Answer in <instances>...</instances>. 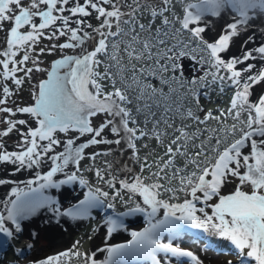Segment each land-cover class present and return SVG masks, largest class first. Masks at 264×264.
<instances>
[{"label": "snow or ice", "instance_id": "snow-or-ice-1", "mask_svg": "<svg viewBox=\"0 0 264 264\" xmlns=\"http://www.w3.org/2000/svg\"><path fill=\"white\" fill-rule=\"evenodd\" d=\"M261 18L264 0H0V165L20 172L51 161L0 201V248L18 242L21 222L43 209L81 221L119 201L131 206L103 218L108 237L125 216L143 214L147 227L97 249L103 260L69 250L28 264L70 256L83 264H203L171 242L184 226L229 241L233 258L223 264H264V63H252L264 62V42L250 46L249 34L240 55H222ZM197 52L208 69L186 79L181 61ZM48 56L59 58L46 66ZM26 84L31 101L17 102ZM210 84L232 90L226 109H204L201 89ZM13 133L18 150L9 151L4 138ZM58 173L64 178L54 179ZM70 185L87 191L67 208L44 192ZM31 247L16 249L17 259Z\"/></svg>", "mask_w": 264, "mask_h": 264}, {"label": "rangeland", "instance_id": "rangeland-1", "mask_svg": "<svg viewBox=\"0 0 264 264\" xmlns=\"http://www.w3.org/2000/svg\"><path fill=\"white\" fill-rule=\"evenodd\" d=\"M256 24L260 26L257 27ZM262 27L264 28V18L257 19L254 22V27L250 29L252 30L255 28L259 30L260 33L262 31ZM249 34H253L255 36V40L253 41V44L250 46H258L260 45L261 42H264V33H261L258 37H256L255 31H251L249 32ZM247 36L248 33L246 35V32L242 31L239 37L234 38V43L230 47L229 51L222 55L225 56H232L233 54L237 56L240 55V51H241V50L239 51L240 41L246 39ZM44 43H47V41H45ZM0 45H2V34H0ZM65 54H72V51L69 50ZM192 55L197 56V59H191V57H188V58H184L181 61L184 76L186 79L194 78L196 76H202L204 74V70L208 69L207 65H204L202 68L201 65L198 63V57L200 53L198 52L192 53ZM55 58H59V57L58 56L45 57V65L46 66L49 65L50 62ZM253 62L257 64V68H259L260 65L264 63L261 61H252V63ZM208 80L211 81V76L208 77ZM165 90L167 91V88H165ZM201 91L202 92L206 91L208 93L207 97L203 95L200 97V102L205 110H215L217 108L226 109L229 106V101L232 96L231 89L225 87V92L221 94L217 84H210L208 89H201ZM181 92L182 90L178 89V93ZM20 98H22L23 101L25 102L31 101L27 84L24 86V90L20 94V97H16V96L13 97V99L17 100V102H19ZM96 122H98V120ZM231 123H233V121L231 120V118H228L225 126L230 125ZM209 124L213 128L218 127L216 121H210ZM16 139L17 137L15 133H13L9 138H4V142L6 143V146L9 151L18 150L15 147ZM106 147H107L106 145H100L97 148H95V150H100ZM154 147H155V142L154 141L149 142V149L142 151L141 156L146 154L150 149ZM92 150L93 149H89L88 151H92ZM158 150L159 149H157V151ZM102 160L103 158H98L96 162L98 166L102 164ZM50 162L51 161H49L48 163L46 161L43 164L44 166L42 168L46 167V169L49 170L51 165ZM82 163L87 165L88 162L85 161ZM135 167L136 170L138 171L139 170L138 166ZM14 168L15 166L12 164L0 165V178H4L10 181L16 180L14 177V173H16L13 171ZM72 168L73 166L70 165L69 169H66V171L71 170ZM40 174L43 175L45 173L41 172ZM84 175L90 181L94 180L91 173L85 171ZM145 175H147V173H145ZM33 176H36V173ZM57 178L63 179L64 176L62 173H58L57 177H55L54 179ZM34 179L35 177L33 178V180ZM9 185L10 184L0 185V201H6L10 198L11 189H8ZM36 186L37 185L35 184L33 185V187ZM235 186H236V182H233V184H231L229 187L234 189ZM245 190H247V188H245ZM86 191H87L86 188H81L78 185L62 186L60 189L49 188L44 190L46 195L52 196L54 199L60 202V206L62 209L67 208L71 204L78 202L77 197L82 199L83 197L81 193ZM222 194H226V193H222ZM130 206L131 203L126 205L117 201L115 209H93L91 213V217L81 221H72L69 218L58 217L57 219L59 220V223H57V219H52V212L50 209H43L36 216L21 222L23 231L19 234L17 238L18 242L16 240H13L10 242V244H6L2 248H0V264H28V261H31L33 259H44L48 256H56L61 252H65L69 250L72 251L79 250L81 253L86 252L89 255H91L93 251H96L97 253L96 258L98 260H103L106 253L99 252L97 251V249L103 248L105 247V245L127 243L131 239L132 231H142L143 228L147 227V223H146L147 221L146 218H144L145 216L143 214L137 213L134 215L123 217L122 219L125 227L113 233L111 237L107 236L106 234L107 228L104 225L103 218L108 215L114 216L117 213L126 212L128 210V207ZM0 212H6L2 204H0ZM140 216H143V218L140 220V222H136V220L140 219ZM94 229H96V231H93ZM201 231L203 232V230ZM33 233H35V235H33ZM212 235L217 239L220 238L219 236H216L213 233ZM167 238L169 240V236ZM215 238L214 240H216ZM2 239L3 237L0 236V240ZM172 240H176L177 242H179L177 236H175ZM77 241H80L79 245H76ZM29 244H31L32 247L30 249H26L23 252V254L20 255L19 258L17 259V254L15 250L25 249V247ZM224 255L229 256V254L225 252L222 253L221 255L214 256L211 261H208V259L204 258L205 256L201 255V258H203L201 260L203 261V264H223V261L225 259L233 258L232 256L225 258ZM25 257H27V260L25 259ZM60 264H83V261L82 258L76 256L61 257ZM129 264H138V262L130 261ZM139 264H150V262L147 261L139 262ZM170 264H189V262L187 260L182 261L176 258L174 260L170 259Z\"/></svg>", "mask_w": 264, "mask_h": 264}, {"label": "flooded vegetation", "instance_id": "flooded-vegetation-1", "mask_svg": "<svg viewBox=\"0 0 264 264\" xmlns=\"http://www.w3.org/2000/svg\"><path fill=\"white\" fill-rule=\"evenodd\" d=\"M142 218L143 216H140V219L136 220V222H140ZM176 236L179 242H177L176 240L171 241L175 246L192 251L194 254L198 255L200 259H203L201 258L202 255L205 256L204 258L208 259V261H211L214 256L221 255L225 252L229 254V256L224 255V257L227 258L231 257L232 252L234 251V248L232 247V245H230L231 243L229 241L220 238L217 239L212 235V233L204 231L202 232L201 229H194L190 226H184L183 230L180 231L179 234ZM167 237V233L163 234L162 239L164 240V242H168ZM214 238L216 240H214ZM170 259L174 260L176 259V257H171ZM177 259L182 261L187 260L189 264H191V261L188 258ZM166 264H168V261H166Z\"/></svg>", "mask_w": 264, "mask_h": 264}, {"label": "bare ground", "instance_id": "bare-ground-1", "mask_svg": "<svg viewBox=\"0 0 264 264\" xmlns=\"http://www.w3.org/2000/svg\"><path fill=\"white\" fill-rule=\"evenodd\" d=\"M260 21V20H259ZM261 22V21H260ZM257 25V24H256ZM258 26H260V25H257V27ZM259 29V28H258ZM251 31H255L256 32V37H258L261 33H264V28L262 27V31L259 33V30H257V29H249V31H247L246 32V35H247V33H248V35H249V32H251ZM245 35V34H244ZM243 37H245V36H243ZM263 38V37H262ZM257 41V40H256ZM259 41V40H258ZM238 49V48H237ZM237 49H235V50H237ZM239 51H240V49H239ZM233 52V51H232ZM235 53V52H234ZM239 54V53H238ZM232 55V54H231ZM234 55V54H233ZM254 63V62H253ZM50 161V160H49ZM49 161H47L48 163H49ZM50 164H51V162H50ZM49 164V165H50ZM48 165V166H49ZM44 165H42L41 167H39V168H34V169H23V170H21L20 172H16V173H14V177H15V179L16 180H14V181H12V183L9 185V188L8 189H11L12 187H16V186H20V187H23L24 186V184L28 181V180H33V178L34 177H36V176H33V175H35V173H37V172H39V173H46V171H48L47 169H46V167L45 168H42ZM51 166V165H50ZM44 170V171H43ZM50 170V169H49ZM3 189H6V188H3ZM39 220V219H38ZM40 221V220H39ZM34 224V223H33ZM35 227V226H34ZM32 228V227H31ZM40 246V245H39Z\"/></svg>", "mask_w": 264, "mask_h": 264}]
</instances>
